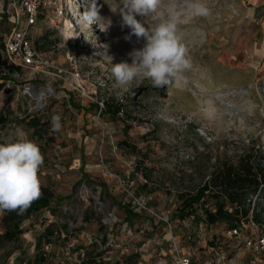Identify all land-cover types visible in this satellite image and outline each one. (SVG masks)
<instances>
[{
    "label": "rangeland",
    "instance_id": "1",
    "mask_svg": "<svg viewBox=\"0 0 264 264\" xmlns=\"http://www.w3.org/2000/svg\"><path fill=\"white\" fill-rule=\"evenodd\" d=\"M202 2L209 14L189 19L186 0H162L165 18L173 5L180 13L190 66L179 82L161 88L148 78L121 87L111 73L113 63H131L128 53L144 44L125 39L130 30L111 11L118 0H97L100 15L112 21L107 32L81 23L88 0H57L42 12L35 45L64 73L23 69L5 82L0 113L8 123L0 143L17 129L34 141L44 156L42 186L62 203L31 216L12 242L2 239L0 211V264H38L40 238L49 264H80L84 253L101 250L111 264H177L180 256L191 264H264L262 195L250 198V215L236 233L224 224L196 229L192 219L172 220L177 191L204 183L218 163L251 154L264 166V0ZM3 5L7 0H0V21ZM140 19L146 26L159 22ZM8 30L1 22L0 36ZM70 34L76 37L66 39ZM98 103L121 105L120 113L103 114L92 108ZM53 115L61 117L58 132L46 127L37 134L29 123L32 117L50 123ZM125 208L138 216L128 218ZM50 224L61 237L46 245L42 234Z\"/></svg>",
    "mask_w": 264,
    "mask_h": 264
},
{
    "label": "clouds",
    "instance_id": "2",
    "mask_svg": "<svg viewBox=\"0 0 264 264\" xmlns=\"http://www.w3.org/2000/svg\"><path fill=\"white\" fill-rule=\"evenodd\" d=\"M161 5L162 0H118V6L114 10L110 8L114 13H119L121 28L130 30L125 36L126 40L131 41L135 36L137 41H144L142 47L128 53L131 63H113L111 73L117 85L131 86L148 78L154 87L161 88L171 84L173 79L179 82L180 73L190 66L186 58L187 49L178 34L180 13L174 11L173 5L165 18ZM100 7L97 0H88L81 15V23L87 27L95 24L101 31L107 32L112 21L100 15ZM208 14L209 9L202 0H186L187 18ZM149 16L159 22L154 26H146L140 18ZM74 37L70 34L66 39ZM48 94H55L51 86L48 87ZM61 127V117L53 115L51 130L58 132ZM43 162L40 147L19 129L0 143V211L23 214L42 196V182L38 173Z\"/></svg>",
    "mask_w": 264,
    "mask_h": 264
},
{
    "label": "trees",
    "instance_id": "3",
    "mask_svg": "<svg viewBox=\"0 0 264 264\" xmlns=\"http://www.w3.org/2000/svg\"><path fill=\"white\" fill-rule=\"evenodd\" d=\"M9 24V30L12 28V22L9 16L2 15L1 22ZM8 30V31H9ZM7 31V32H8ZM6 32V33H7ZM0 36V89L5 82L11 80L12 76L19 74L23 69L7 63L3 57V41L5 35ZM36 47V45H35ZM38 50V48L36 47ZM92 108L101 109L103 114L111 113L117 116L120 113L121 105H110L104 103L103 107L94 104ZM8 123L5 113H0V128H4ZM37 134H40L43 128H51V122L40 124L39 119L32 117L29 121ZM128 150H137L136 147L129 146ZM255 157L251 154H245L236 161L227 159L218 163L209 178L193 190L177 191L176 196L179 202L178 207L172 215V220L185 221L192 219V225L199 229L204 225L206 229L217 224H224L230 231H237L242 223L247 220L251 212L252 200L255 195H262L264 198V166L254 163ZM84 164L81 167L83 171ZM84 178L88 175L85 173ZM211 203L209 204V202ZM60 200L49 188L42 186V196L36 200L23 214L17 211L5 210L1 222L4 228L2 239L8 242L16 241L23 234V224L33 215L42 210L51 209L60 205ZM127 216L137 217L138 215L129 208H125ZM259 215H255L256 221ZM54 224L48 225L42 236L45 238V244L52 243L55 236L61 237V231L54 230ZM106 240H103L105 243ZM83 248V247H82ZM37 256L35 259L38 264H49L48 253L44 251L41 238L36 245ZM105 251L101 250L92 256L84 253L80 264H111L104 257ZM112 264H120L113 262Z\"/></svg>",
    "mask_w": 264,
    "mask_h": 264
},
{
    "label": "built area",
    "instance_id": "4",
    "mask_svg": "<svg viewBox=\"0 0 264 264\" xmlns=\"http://www.w3.org/2000/svg\"><path fill=\"white\" fill-rule=\"evenodd\" d=\"M56 5L57 0H7V5L2 7V14L9 16L12 22V28L3 41V57L8 64L34 74L52 77L63 75L64 71L41 57L32 33L42 12L56 8ZM136 204L146 209L140 202L136 201ZM260 245L264 248V238L260 240ZM177 264H191V260L180 256Z\"/></svg>",
    "mask_w": 264,
    "mask_h": 264
},
{
    "label": "bare ground",
    "instance_id": "5",
    "mask_svg": "<svg viewBox=\"0 0 264 264\" xmlns=\"http://www.w3.org/2000/svg\"><path fill=\"white\" fill-rule=\"evenodd\" d=\"M67 1H69V2H71V0H67ZM73 4V3H72ZM70 13L72 12V11H74V7H73V5L71 6L70 5ZM67 28H68V30H69V32H71V27L70 26H67ZM73 28V27H72Z\"/></svg>",
    "mask_w": 264,
    "mask_h": 264
}]
</instances>
